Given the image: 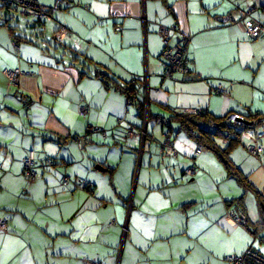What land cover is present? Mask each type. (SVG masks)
I'll use <instances>...</instances> for the list:
<instances>
[{
  "label": "crops",
  "instance_id": "1",
  "mask_svg": "<svg viewBox=\"0 0 264 264\" xmlns=\"http://www.w3.org/2000/svg\"><path fill=\"white\" fill-rule=\"evenodd\" d=\"M250 4L264 19V0H63L38 29L18 22L17 48L0 25V264H229L249 245L264 255V155L236 142L232 174L159 120L193 108L264 114V36L218 22ZM59 23L67 33L56 43ZM172 26L190 36L189 71L165 78L159 29ZM4 68L29 74L12 85ZM128 82L137 101L123 92ZM231 203L253 235L224 219Z\"/></svg>",
  "mask_w": 264,
  "mask_h": 264
},
{
  "label": "built area",
  "instance_id": "2",
  "mask_svg": "<svg viewBox=\"0 0 264 264\" xmlns=\"http://www.w3.org/2000/svg\"><path fill=\"white\" fill-rule=\"evenodd\" d=\"M5 4L14 5L15 8H19L25 15L30 16L33 20L43 21L48 19L52 14L58 11L63 3V0H56L54 5L47 7L38 3L36 0H2ZM255 6L253 4L248 5L239 12V15L225 14L218 18V22L221 25L239 23L243 26L246 34L251 39H259L264 36V19L260 20L254 17L253 12ZM173 32L175 37V43L169 44L170 35ZM67 33V27L64 24L59 23L56 30L53 33V40L60 42ZM159 34L164 40V47L161 53V66L162 75L165 78H170L172 73H185L189 71L188 65V44L190 36L184 33L177 26L162 27L159 29ZM17 48L18 44L13 42ZM3 74L8 78L10 83L16 85L21 75L29 74V72H23L15 69L4 68ZM134 83V82H133ZM217 92H222L221 85H217ZM137 90H135V93ZM128 102H131L127 98ZM146 108V106H145ZM187 113L198 114V109H187ZM85 110H80V114H84ZM222 123L232 129L235 135L244 142L246 150L254 156L264 155V123H258L254 118H248L240 113H227ZM98 129V128H97ZM127 135L133 137L137 135L133 130H128ZM168 136V134H167ZM228 141V140H227ZM172 150V149H171ZM203 148L197 146L195 148V155L202 152ZM174 151V150H172ZM50 164V161H47ZM35 154L33 150L27 152L23 161V174L30 180L36 177L35 171ZM195 169L193 167L185 170V173L192 175ZM69 177L64 176L62 183L67 184ZM78 187L85 188L89 185V182L83 179L78 180ZM224 219L235 226L242 228L248 234L253 235L254 230L248 224L245 213L239 208L236 203H231L227 206ZM7 229V217L0 216V230L5 231ZM229 264H264V255L255 250L252 246H247L240 253H231L226 256ZM87 264H98L96 261H90Z\"/></svg>",
  "mask_w": 264,
  "mask_h": 264
},
{
  "label": "trees",
  "instance_id": "3",
  "mask_svg": "<svg viewBox=\"0 0 264 264\" xmlns=\"http://www.w3.org/2000/svg\"><path fill=\"white\" fill-rule=\"evenodd\" d=\"M13 12H19L20 14L30 18V22L23 25L24 28L28 27L29 30H35L43 25V21L33 20L30 16L25 15L19 8H15L14 5L5 4L2 0H0V25L8 26L12 34H15L17 25H19L18 22L21 21L19 18L15 17L14 14H12ZM45 21L46 20H44V22ZM13 37L15 39L14 42L18 43L19 39L17 35L15 34ZM106 83L108 84V82ZM127 84L128 85L124 86L123 92L126 94V97L130 99V101L133 97L134 100L132 101H137L138 98L135 93V82H128ZM140 107L143 110L144 107L142 103ZM242 115L248 118H254L258 123H264V114L243 113ZM147 118H149V114H147ZM223 118L224 116L211 117L206 112L201 111L198 114L172 112L166 119L164 116H161L159 120H161L163 125L169 128H171L172 124L176 123L180 130H183L194 139L197 146L217 154L218 158L221 160L228 172L233 174L232 163L229 159V150L236 142H241V140L235 135V132L232 129L226 127L222 123ZM219 138L226 140L227 145L224 148L217 145L216 139ZM47 161L45 164L49 165Z\"/></svg>",
  "mask_w": 264,
  "mask_h": 264
},
{
  "label": "rangeland",
  "instance_id": "4",
  "mask_svg": "<svg viewBox=\"0 0 264 264\" xmlns=\"http://www.w3.org/2000/svg\"><path fill=\"white\" fill-rule=\"evenodd\" d=\"M12 14H14L15 17L19 18L21 20V23L22 24H25V23L28 24L30 22V18L29 17L24 16V15L20 14L19 12H13ZM49 38L51 39L52 38V35L51 36L49 35ZM257 235H258V237H264V226H262V228H260L259 233ZM257 245L260 248H261V246L264 247V242L262 241V243H260V245H259V242L256 241V246Z\"/></svg>",
  "mask_w": 264,
  "mask_h": 264
}]
</instances>
